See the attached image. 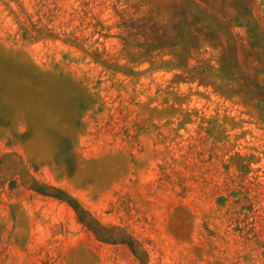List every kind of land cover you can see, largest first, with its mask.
<instances>
[{
    "label": "rangeland",
    "instance_id": "1",
    "mask_svg": "<svg viewBox=\"0 0 264 264\" xmlns=\"http://www.w3.org/2000/svg\"><path fill=\"white\" fill-rule=\"evenodd\" d=\"M0 264H264V0H0Z\"/></svg>",
    "mask_w": 264,
    "mask_h": 264
},
{
    "label": "trees",
    "instance_id": "2",
    "mask_svg": "<svg viewBox=\"0 0 264 264\" xmlns=\"http://www.w3.org/2000/svg\"><path fill=\"white\" fill-rule=\"evenodd\" d=\"M46 187H48L50 190L55 191V192H51L50 190H49V191L41 190L42 193H44V194H49V195H51V196H55V197H57V198H64V197H67V198H66L67 201H69V202L71 201L70 198H69V196H67V194H62L63 192H61V190H59V189H57V188H55V187H53V186H46ZM70 203H71V202H70ZM72 205H74V204H72ZM74 207L76 208L77 206L74 205Z\"/></svg>",
    "mask_w": 264,
    "mask_h": 264
}]
</instances>
